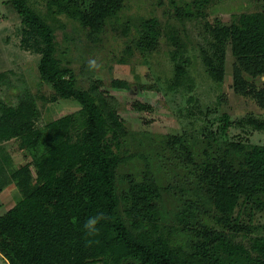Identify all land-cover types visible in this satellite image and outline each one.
<instances>
[{
  "label": "trees",
  "instance_id": "trees-1",
  "mask_svg": "<svg viewBox=\"0 0 264 264\" xmlns=\"http://www.w3.org/2000/svg\"><path fill=\"white\" fill-rule=\"evenodd\" d=\"M256 1L261 4L260 11L243 13L230 25H210L213 54L205 53L204 63L212 79L223 82L229 48L235 59L233 91L264 109V88L248 80H264V0ZM220 2L194 0L199 7L196 14L189 4L178 11L180 16L193 19L204 16L203 8ZM10 3L21 17L22 48L41 56L40 78L51 85L59 99L74 100L81 108L78 113L39 128L33 100L17 107L0 106V144L19 140L20 149L31 158V162L10 173L21 199L0 216V254L6 262L264 264V236L252 238L250 247H246L235 241L239 229L231 225L240 201L264 207V146L229 142L214 154L205 149L199 163L193 146L184 137L169 136L168 149L176 152L175 158L183 165L192 168L193 176L187 198L181 195L174 199L175 211L170 213L165 206V188L152 173L120 179V169L131 158L116 152L127 131L112 105L97 86L89 90L77 87L71 70L56 57L54 29L29 6L28 0ZM124 3L53 0L49 6H56L57 14L77 20L94 35L103 31ZM158 24L155 19L142 24L137 42L142 53L157 47L161 36ZM178 57L176 52L174 59ZM185 73L178 64V82ZM112 85L130 88L122 81H113ZM249 124L264 131V122L251 119ZM228 125L226 119L224 128ZM97 214L104 219L99 231L90 236L83 223ZM166 224L192 234L191 253L175 247L167 236L170 233H166Z\"/></svg>",
  "mask_w": 264,
  "mask_h": 264
},
{
  "label": "rangeland",
  "instance_id": "rangeland-1",
  "mask_svg": "<svg viewBox=\"0 0 264 264\" xmlns=\"http://www.w3.org/2000/svg\"><path fill=\"white\" fill-rule=\"evenodd\" d=\"M52 1L28 0V4L54 29L56 57L71 70L77 87L89 90L97 86L127 131L116 149L131 158L120 169V179L152 173L162 182L165 206L172 213V201L181 195L187 198L193 176L192 168L168 149L169 136L184 137L199 163L205 149L214 154L229 142L264 146V131L249 124L251 119L264 122V109L233 91L235 59L230 49L223 82L213 80L204 63V54H213L210 25H230L243 13L260 11L259 2L222 0L203 8L204 16L188 19L178 10L189 4L196 14L199 7L194 0H125L123 9L108 20L103 31L92 35L77 20L57 14L56 6H49ZM152 19L159 23L161 36L153 51L142 53L137 47L141 27ZM22 29L21 17L10 0H0V106L17 107L31 99L38 111L36 125L44 128L60 117L78 113L81 106L74 100L59 99L40 78L41 56L22 48ZM176 52L179 57L174 59ZM178 64L186 71L180 82L176 79ZM248 80L264 88V80ZM113 81L126 82L130 88L113 87ZM226 119L229 125L225 129ZM29 162L19 140L0 144V216L21 199L10 173ZM32 175L35 177V170ZM166 225L175 247L191 253L192 234ZM231 225L239 229L235 241L250 247L252 238L264 236V207L240 201ZM0 264H8L1 254Z\"/></svg>",
  "mask_w": 264,
  "mask_h": 264
},
{
  "label": "clouds",
  "instance_id": "clouds-1",
  "mask_svg": "<svg viewBox=\"0 0 264 264\" xmlns=\"http://www.w3.org/2000/svg\"><path fill=\"white\" fill-rule=\"evenodd\" d=\"M104 219L102 214L88 217L83 223V229L88 235H94L99 231V225Z\"/></svg>",
  "mask_w": 264,
  "mask_h": 264
},
{
  "label": "crops",
  "instance_id": "crops-1",
  "mask_svg": "<svg viewBox=\"0 0 264 264\" xmlns=\"http://www.w3.org/2000/svg\"><path fill=\"white\" fill-rule=\"evenodd\" d=\"M261 5V4H260ZM261 8V7H260Z\"/></svg>",
  "mask_w": 264,
  "mask_h": 264
}]
</instances>
